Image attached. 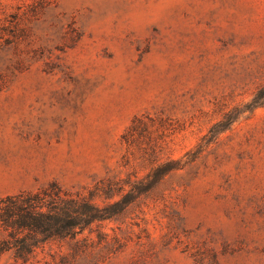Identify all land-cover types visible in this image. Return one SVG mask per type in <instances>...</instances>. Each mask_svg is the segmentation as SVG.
Wrapping results in <instances>:
<instances>
[{
    "label": "rangeland",
    "instance_id": "obj_1",
    "mask_svg": "<svg viewBox=\"0 0 264 264\" xmlns=\"http://www.w3.org/2000/svg\"><path fill=\"white\" fill-rule=\"evenodd\" d=\"M262 84L264 0H0V196H135L39 264H264Z\"/></svg>",
    "mask_w": 264,
    "mask_h": 264
},
{
    "label": "trees",
    "instance_id": "obj_2",
    "mask_svg": "<svg viewBox=\"0 0 264 264\" xmlns=\"http://www.w3.org/2000/svg\"><path fill=\"white\" fill-rule=\"evenodd\" d=\"M264 105V84L258 87L252 99L242 108H235L209 129V141L227 129L244 111ZM157 166L153 183L138 187L137 194L148 190L174 167ZM119 192V190H117ZM131 192L102 206L93 201L94 190L82 195L64 190L52 181L38 190H21L0 196V255L8 253V264H39V253L47 245L76 237L95 222L116 218L134 200ZM113 192L105 191V197ZM99 236V235H98ZM101 239V236H99ZM53 258L54 254L49 253ZM43 264H50L44 260Z\"/></svg>",
    "mask_w": 264,
    "mask_h": 264
}]
</instances>
